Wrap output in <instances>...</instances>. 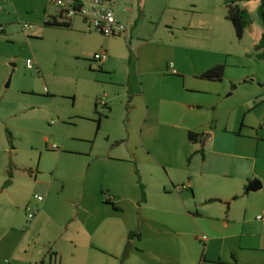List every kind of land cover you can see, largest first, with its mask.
I'll return each mask as SVG.
<instances>
[{
    "label": "rangeland",
    "instance_id": "obj_1",
    "mask_svg": "<svg viewBox=\"0 0 264 264\" xmlns=\"http://www.w3.org/2000/svg\"><path fill=\"white\" fill-rule=\"evenodd\" d=\"M119 2L118 19L146 42L140 63L156 65L169 76L170 63L185 65L191 55L198 62L218 63L212 68L223 67L222 79L207 83V92L191 94L204 103L199 112L210 117L211 130L264 135V59L258 57L264 49H255L264 35L259 2L239 3L251 20L241 40L226 19L223 0ZM8 3L10 7L1 4L0 12L5 30L0 34V264H39L41 259L48 264L50 258L58 264L60 256L53 254L58 252L49 241L66 230L55 229L53 220L29 229L33 220L27 215L37 206L34 197L54 208L53 217L77 192L104 198L119 190L116 174L121 167L109 159L137 156L148 175L152 165L142 144L161 157L181 144L183 136L151 124V117L145 121L143 100L129 92L128 54L134 58L137 52L124 36L88 31L79 18L67 28L46 26L47 13H59L49 0ZM101 50L114 61L116 73L110 77L93 62ZM149 85L154 97L159 90L174 96L182 79L153 75ZM159 107L157 100L149 115ZM166 108L176 107L164 104ZM125 209L129 218L131 208ZM65 244L64 263L70 255ZM128 262L130 258L123 264Z\"/></svg>",
    "mask_w": 264,
    "mask_h": 264
},
{
    "label": "crops",
    "instance_id": "obj_2",
    "mask_svg": "<svg viewBox=\"0 0 264 264\" xmlns=\"http://www.w3.org/2000/svg\"><path fill=\"white\" fill-rule=\"evenodd\" d=\"M1 4L10 7L8 0ZM119 8L118 0L116 17ZM47 16L46 23L61 22L59 13ZM126 27L125 43L137 52L134 58L128 54L129 92L143 100L145 121L151 117V124L179 130L183 140L161 157L141 143L152 165L148 175L137 156L109 159L121 167L116 174L119 190L98 199L87 191L77 192L56 217L44 198H34L37 206L29 229L52 220L55 229L65 228V234L49 241L58 252L53 254L60 256L58 264H118L130 232H137L139 238L131 241L128 264H264V225L255 219L264 211V135H222L211 130L210 117L199 112L204 103L191 94L210 89V82L198 77L218 63L198 62L197 55H191L185 65L175 61L177 74L169 76L156 65L140 63V49L146 42L136 39L135 29ZM113 65L107 53V59L99 62L100 73L114 75ZM153 75L181 78L182 86L174 96L159 90L154 97L149 85ZM157 100L159 109L149 115L150 105ZM164 104L176 108L163 109ZM207 131L211 134L202 143ZM189 133L196 135L192 141ZM255 179L261 181V188L246 192ZM125 208H131L129 218ZM65 243L70 255L64 263ZM39 264H45L44 260Z\"/></svg>",
    "mask_w": 264,
    "mask_h": 264
},
{
    "label": "built area",
    "instance_id": "obj_3",
    "mask_svg": "<svg viewBox=\"0 0 264 264\" xmlns=\"http://www.w3.org/2000/svg\"><path fill=\"white\" fill-rule=\"evenodd\" d=\"M118 0H50L52 6L59 10V19L67 23L70 20L79 18L88 31H93L105 37H120L127 34V27L116 17ZM2 10L0 0V12ZM3 28L0 27V32ZM107 59V53L101 50L93 56V60L103 62ZM173 75L177 74L172 63L168 65ZM264 102V94L261 97ZM55 148V147H54ZM40 200L38 196L34 197ZM29 210V209H28ZM35 212L31 210L27 218L31 220ZM255 219L264 225V211L258 214ZM206 240V237H202Z\"/></svg>",
    "mask_w": 264,
    "mask_h": 264
},
{
    "label": "trees",
    "instance_id": "obj_4",
    "mask_svg": "<svg viewBox=\"0 0 264 264\" xmlns=\"http://www.w3.org/2000/svg\"><path fill=\"white\" fill-rule=\"evenodd\" d=\"M257 1L260 3V9L264 8V0H223V4L226 8V19L231 23L235 36L237 39L241 40L244 34L245 29L251 24L250 17L246 10L239 7L240 2H253ZM46 26L53 27H69L67 23L56 22L54 19L51 22L45 23ZM3 33L0 32V34ZM256 51L260 52L264 49V35L259 39L258 43L255 46ZM258 57L264 59V51L258 54ZM223 76V67L216 66L213 67L204 73L199 75V79L205 80L208 82H218L222 79ZM189 140L192 141L196 137L195 134L189 133ZM211 201H208L210 203ZM139 234L137 232H130L127 237V241H132L138 239Z\"/></svg>",
    "mask_w": 264,
    "mask_h": 264
},
{
    "label": "water",
    "instance_id": "obj_5",
    "mask_svg": "<svg viewBox=\"0 0 264 264\" xmlns=\"http://www.w3.org/2000/svg\"><path fill=\"white\" fill-rule=\"evenodd\" d=\"M7 86H8V84H7ZM208 136H209V134L205 136L202 143H204L207 140ZM261 185H262L261 181L255 179V180L250 182L249 186L246 189V192H250V191L255 192L261 188ZM131 248H132V242H127L126 246L124 248L121 260H120V264H123L124 261L129 258V253H130Z\"/></svg>",
    "mask_w": 264,
    "mask_h": 264
}]
</instances>
